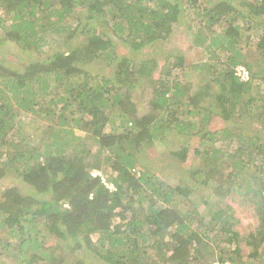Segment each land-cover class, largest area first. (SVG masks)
<instances>
[{
  "label": "trees",
  "instance_id": "1",
  "mask_svg": "<svg viewBox=\"0 0 264 264\" xmlns=\"http://www.w3.org/2000/svg\"><path fill=\"white\" fill-rule=\"evenodd\" d=\"M184 18L206 60L169 66L196 84L115 53L112 37L141 53ZM61 37L64 50L40 55ZM9 42L36 55L0 62V179L16 182L0 190L2 264H245L244 248L264 263V0H0ZM99 61L107 74L87 71ZM27 114L31 133L17 125ZM177 140L199 165L175 182L140 164L156 142L183 162ZM234 194L253 206L248 229Z\"/></svg>",
  "mask_w": 264,
  "mask_h": 264
},
{
  "label": "rangeland",
  "instance_id": "2",
  "mask_svg": "<svg viewBox=\"0 0 264 264\" xmlns=\"http://www.w3.org/2000/svg\"><path fill=\"white\" fill-rule=\"evenodd\" d=\"M81 16V15H80ZM82 17V16H81ZM188 18V16L186 17ZM186 18L180 19L179 21V26H175L173 29V32L171 36L169 37L168 41L162 42L158 41L154 43L151 47H146L143 49L141 53H133L129 51L128 47L126 45H123L121 41L115 37H112V44L114 45V50L115 53L118 56H124L128 59H130L133 63V66L139 67L140 64L147 60L149 63V67H151V62L152 60L156 61V70L153 74L154 78H158L166 70H171L173 66H169V64L174 65L176 63V57L182 56L184 58V63L185 64H192L197 61L206 60V54L205 51L200 48L198 50L196 47L191 45L192 38L189 33L188 29V23L185 21ZM240 27L243 26V21L239 23ZM245 25V24H244ZM69 27V26H68ZM224 25H221V27L214 26V29L216 33L219 31H223ZM253 33L251 31L248 34ZM254 36V34H252ZM82 37V36H81ZM63 37L60 38L59 44H51V43H45L43 47V51L40 53L41 56H46L47 54L52 53L53 51L57 49H62L64 50L65 47L62 46V40ZM242 47V45H241ZM252 49L253 51V57L255 60V53H254V47L251 48H246L244 50L245 56H250V50ZM145 53V54H144ZM218 55H220L221 59L225 58V53L220 52L219 50L216 51ZM230 54V53H229ZM36 54L34 53H22L18 47H16L14 44H11L10 42L7 44H1L0 45V62H4L6 67L12 68V69H20L21 64L28 62L29 60H33ZM231 55V54H230ZM202 60V61H203ZM151 61V62H150ZM105 62L99 61L97 63H94V65L89 68L87 67V71L93 73L94 75L99 73V74H107L105 72ZM176 69H172L171 72H173V75L175 78H177L178 81L180 82H185L186 80L188 81H194L196 84L198 81V75L195 73H191L189 70H184L181 72H176ZM191 70V69H190ZM197 81V82H196ZM143 83V82H141ZM135 101L139 104L140 108H143V104H145V99L141 98L139 96H135ZM18 121V124H21L22 126L25 127L27 130L26 133H31L34 132V126L36 125L37 121L33 119V116L31 115H23L16 119ZM222 121L220 119H215L211 123L210 129L213 131L216 129V127L221 126ZM110 127H108L109 130ZM178 141V142H177ZM174 142L173 145L170 146V151L171 150H177L182 146H187L188 153L185 158V160L182 162L175 158V156H170L169 155V148L166 149L164 146L158 144L157 142L155 143L154 147L151 148V151H148L151 153L150 156H147L145 158H141L140 164L144 167L147 168V170H151L150 173L157 177L158 179L164 180L168 183H173L175 182V174L179 170L187 171L189 167H194L196 165H199V159L194 152L195 145L191 143L184 144L183 142L177 140ZM96 150L95 147H93V152ZM149 155V153H147ZM143 157V155H141ZM201 165V164H200ZM103 181H105L103 179ZM10 183L15 184L12 179L6 178V179H0V190L1 186H6L9 185ZM233 201V202H232ZM231 205L234 208L233 210V219H238L241 225L248 229L251 225H253L256 220L257 216L255 217V213L253 210V206L248 205L244 199H242V196H238L237 194H234L233 197H231ZM202 214H204V208L200 209ZM11 237V235H9ZM8 235L4 234L3 237H5V240L10 241L11 245H15L18 243V239H10ZM241 247H243V243L241 244ZM16 252V251H15ZM249 249L244 248L243 249V262L245 264H264L262 263L259 258L257 259H252L249 257ZM7 261V260H6ZM0 264L1 261H0ZM4 264V263H3ZM100 264H104L101 263Z\"/></svg>",
  "mask_w": 264,
  "mask_h": 264
},
{
  "label": "built area",
  "instance_id": "3",
  "mask_svg": "<svg viewBox=\"0 0 264 264\" xmlns=\"http://www.w3.org/2000/svg\"><path fill=\"white\" fill-rule=\"evenodd\" d=\"M237 74H238L239 78L243 81H246L248 79V72L245 71L243 68H238Z\"/></svg>",
  "mask_w": 264,
  "mask_h": 264
},
{
  "label": "clouds",
  "instance_id": "4",
  "mask_svg": "<svg viewBox=\"0 0 264 264\" xmlns=\"http://www.w3.org/2000/svg\"><path fill=\"white\" fill-rule=\"evenodd\" d=\"M238 68H243V67L240 66V67H236V68H235V75H236L237 77H239L238 74H237V69H238ZM243 69H244L245 71H247L245 68H243ZM247 72H248V71H247ZM248 78H249V73H248ZM239 79H240V78H239ZM240 80H241V79H240ZM241 81H243V80H241ZM214 264H215V263H214Z\"/></svg>",
  "mask_w": 264,
  "mask_h": 264
}]
</instances>
